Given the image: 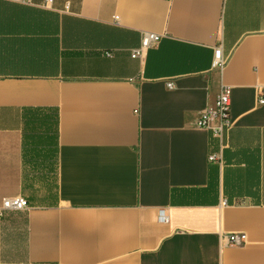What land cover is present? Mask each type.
I'll return each instance as SVG.
<instances>
[{"label":"crops","instance_id":"0c3cea01","mask_svg":"<svg viewBox=\"0 0 264 264\" xmlns=\"http://www.w3.org/2000/svg\"><path fill=\"white\" fill-rule=\"evenodd\" d=\"M142 31L160 38L131 57ZM222 84L209 161L195 120ZM35 110L56 113L53 150L31 145ZM16 195L0 264H264V0H0V203Z\"/></svg>","mask_w":264,"mask_h":264},{"label":"built area","instance_id":"2783aa9c","mask_svg":"<svg viewBox=\"0 0 264 264\" xmlns=\"http://www.w3.org/2000/svg\"><path fill=\"white\" fill-rule=\"evenodd\" d=\"M45 3L51 0H44ZM115 21L117 16H114ZM160 38V34L151 31H142L140 35L139 44L131 49V57H140L147 48L156 43ZM105 54L109 55L108 52ZM225 62V57L221 54L220 45L213 47V59L212 65L218 69H221ZM167 87H171V81L166 82ZM259 102L263 101V98L258 99ZM229 105H230V87L222 84L219 87L218 93L214 99V103L211 106L206 107L199 112L195 125L198 127H204L211 130L212 134L219 139V149L216 152L207 155L209 161H220L222 147L221 138L226 128L230 126L229 117ZM27 206V201L20 195L5 197L0 203V216L5 210H19L24 209ZM159 220L165 221L166 216L163 211H160L158 215ZM245 235L243 233H224L219 235V239L225 244H240L244 241Z\"/></svg>","mask_w":264,"mask_h":264},{"label":"trees","instance_id":"16d2710c","mask_svg":"<svg viewBox=\"0 0 264 264\" xmlns=\"http://www.w3.org/2000/svg\"><path fill=\"white\" fill-rule=\"evenodd\" d=\"M30 122L31 125L34 123V130L30 136V139H33V143L31 144L34 148H45L48 146V149H52L55 147L56 140V113L51 114H43L42 112L30 111ZM25 124L28 123V119H26ZM28 127V125H25ZM33 128V127H32ZM52 148H49L51 147ZM26 140L23 138V157L25 156L26 150ZM49 150V151H50Z\"/></svg>","mask_w":264,"mask_h":264}]
</instances>
